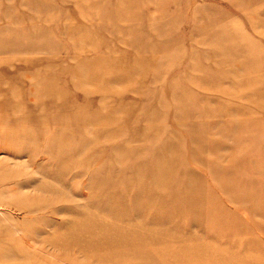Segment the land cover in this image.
<instances>
[{
	"label": "rangeland",
	"instance_id": "1",
	"mask_svg": "<svg viewBox=\"0 0 264 264\" xmlns=\"http://www.w3.org/2000/svg\"><path fill=\"white\" fill-rule=\"evenodd\" d=\"M0 264H264V0H0Z\"/></svg>",
	"mask_w": 264,
	"mask_h": 264
}]
</instances>
